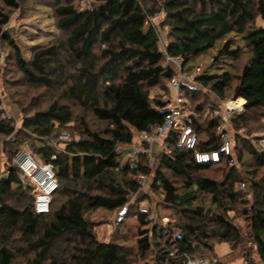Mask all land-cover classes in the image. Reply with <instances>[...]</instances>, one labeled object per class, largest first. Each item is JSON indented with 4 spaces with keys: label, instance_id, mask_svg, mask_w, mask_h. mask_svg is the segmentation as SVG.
<instances>
[{
    "label": "trees",
    "instance_id": "1",
    "mask_svg": "<svg viewBox=\"0 0 264 264\" xmlns=\"http://www.w3.org/2000/svg\"><path fill=\"white\" fill-rule=\"evenodd\" d=\"M58 1L56 25L66 33L65 40L36 50L28 62L15 51L16 66L26 82L60 90L66 101H53L46 109L24 117L15 135L17 139L21 133L34 138L37 148L32 155L51 161L58 188L49 212L36 214L31 192L18 182L13 158L19 149L9 148L0 180V264H14L17 253L23 264H133L132 251L114 241L99 242L85 218L95 210L116 213L128 205L129 196L140 190L137 178L151 173L146 153L121 163L117 146H131L139 133L162 122L167 104L150 98L149 89L165 80L170 84L175 76L171 67L161 63L164 56L181 60L184 67L192 58L215 50V65L239 60L244 47L251 56L238 75L226 71L195 78L220 100L230 95L232 100L244 101L243 113L230 117V127L236 132L231 154L216 164H198L192 151L177 145L178 132L168 133L161 141L165 148L155 186L163 203L178 212L180 231L173 237L166 228L153 225L148 229V215L135 212V255L144 258L150 254L151 261L144 264H187V256L217 259L212 256L215 244L225 242L233 250L242 242L241 232L232 222L240 213L264 264V149L259 139L252 145L237 135L254 120L253 112L264 108V25L255 24L257 18L264 22V0H160L169 27L165 54L159 50L155 28L148 23L156 11L140 0H91L83 9L76 8L74 0ZM1 6L14 9L17 1L0 0ZM7 23L8 16L0 11V39L13 46L2 31ZM186 86L181 84V89ZM74 108L106 123L104 131L90 130L84 116H79L82 135L60 140L65 132L61 130L70 128L74 120ZM202 109L196 105V112L201 114ZM218 111H212L203 123L195 115L188 116L198 138L197 150L210 151L219 145L216 129L221 120L213 116ZM15 132L13 125L0 119V138ZM235 150L237 161L246 151L254 167L243 178L233 167ZM161 170L180 178L182 186L176 187ZM210 170L220 172L221 180L204 175ZM260 170L263 175L256 178ZM202 196L211 199L213 209L195 206ZM130 209L128 205L126 217Z\"/></svg>",
    "mask_w": 264,
    "mask_h": 264
},
{
    "label": "rangeland",
    "instance_id": "2",
    "mask_svg": "<svg viewBox=\"0 0 264 264\" xmlns=\"http://www.w3.org/2000/svg\"><path fill=\"white\" fill-rule=\"evenodd\" d=\"M17 7L14 9L1 6L0 11L8 16V23L2 27V31L10 37L13 46L6 43L5 39H0V119H5L8 123L13 125L16 132L11 137L0 138V172L5 175V160L9 148L13 150L19 149V152L32 154L33 148H37V142L33 137L28 135H19L17 139L15 136L21 128L22 120L24 117L31 116L34 112L46 109L53 101L66 103L60 90L47 89L42 86L31 85L26 82L25 78L19 72L16 61L15 51H18L26 62L30 61L33 53L45 46L53 44L58 41H64L66 33L61 32L56 25L57 18L55 16L54 8L58 0H16ZM87 1L91 0H74L73 5L78 9H83L88 5ZM141 3L150 9L156 11L152 19H148V23L152 25L158 36V46L161 53L164 54L165 47L169 41L168 32L169 27L165 21L163 4L160 0H140ZM63 2L64 0H59ZM256 25H264V22L259 18L256 19ZM240 46L244 47V43L237 41ZM244 52L241 58L235 62L231 60H223L221 63L213 64V56L215 50L207 52L206 54L192 58L189 63L182 67V62L164 56L161 63L169 66L174 70L175 77L181 73L193 77L185 89H181V99L187 111L195 115L198 122H205L206 118L204 113L219 109L222 112V105L228 101L237 102L238 99L232 100L230 95L227 98L220 100L208 87H203L200 83L196 82L195 78L202 73L214 74L230 72L232 75H238L240 68L246 64L251 56L248 47H244ZM229 93V92H228ZM177 93L171 89L169 81L165 80L157 87L149 89L150 98H159L166 102L171 103V100L176 97ZM238 102H241L238 100ZM244 102H242V105ZM196 105L203 106L201 114L196 112ZM75 117L71 123L70 128L62 129L68 135L69 139H76L82 135V127L79 123V116H84V120L90 130L96 132L104 131L106 123L95 119L90 112H82L74 108ZM243 111L236 112L235 114H242ZM254 114V120L249 121L246 129H241L237 135L241 138L247 139L252 144L255 139H260L264 135V108L258 109ZM229 133L233 139L236 132L231 127L228 128ZM200 139L204 135L199 134ZM23 138H26L23 140ZM23 140L21 142L20 140ZM17 140V141H16ZM259 141V140H258ZM237 143V142H236ZM235 143V145H236ZM138 146L139 143L134 140L133 143ZM260 145V143H258ZM253 145V144H252ZM61 148V145L56 144ZM261 146V145H260ZM148 148V147H147ZM150 159H148V167L151 173L148 176H139L137 178L140 184V190L137 195L129 196L128 205L131 206V213L126 217L125 221L117 226L113 225L115 216L114 211H106L103 209L95 210L86 215V220L93 226L94 233L99 242L114 241L123 245L134 253L133 264H144L151 261V255H146L144 258L136 256V239L138 223L136 222L135 212L141 211L148 215L149 224L148 229L153 225L161 228H166L167 232L177 235L180 229L178 225L181 223L178 212L166 205L162 201L160 189L155 186L156 183V170L159 168V158L165 145L161 141L153 146H149ZM120 153L121 163H124L130 156V145H118L116 148ZM32 151V152H31ZM242 158L237 161V150L233 153V167L243 178L245 175L254 169L252 166L251 158L245 151L242 152ZM12 156V155H11ZM143 162V160H142ZM145 162V161H144ZM143 162V163H144ZM9 165H12L11 159ZM163 174L172 181L176 187L182 186L180 178H174L170 172L165 170ZM220 172L214 171L205 172L204 175L216 181H220ZM249 174H247L248 176ZM263 172L257 174L256 178L261 177ZM250 196H247V199ZM195 206H201L205 209H213L211 199L203 197L202 200L195 203ZM232 222L239 228L243 237L242 242L233 250L230 249L228 243L220 242L214 246V254L219 264H262L257 256L256 248L253 242L248 238V226L246 220L240 213L233 216ZM15 250V249H14ZM15 252H17L15 250ZM136 256V257H135ZM208 257H211L210 255ZM24 259L19 253L14 258V264H23Z\"/></svg>",
    "mask_w": 264,
    "mask_h": 264
},
{
    "label": "built area",
    "instance_id": "3",
    "mask_svg": "<svg viewBox=\"0 0 264 264\" xmlns=\"http://www.w3.org/2000/svg\"><path fill=\"white\" fill-rule=\"evenodd\" d=\"M153 17V16H152ZM149 17L148 19H152ZM165 54V50H164ZM181 63V60L175 59ZM193 77L181 73L174 76L170 81V87L176 91L177 95L162 110L165 113L160 124L155 125L149 132H141L136 136L138 146L131 145L130 159L134 160L139 152L147 154L150 159V148L152 143H157L165 139L169 132L177 131V145L182 149L192 151L194 161L198 164H216L222 156H229L232 152L233 137L229 133L230 117L236 112L243 111V105L233 107L228 102L222 105V112H214L213 116L220 117L221 123L216 129V135L219 137V145L216 149L210 151H200L196 149L197 135L189 125L188 116L190 113L183 105L181 99V84L189 83ZM235 102V101H233ZM212 115L209 111L204 113V117ZM60 140L67 141L68 135L65 132L60 134ZM261 147L264 149V135L259 139ZM141 145L148 147L143 148ZM53 157H51L52 159ZM13 162L18 168V182L23 190L30 191L33 196V210L36 214H47L50 210L53 194L58 188L55 178V170L51 161L37 160L32 154L18 152L13 158ZM0 172V180L4 177ZM244 186L242 185V188ZM128 213V205L119 208L114 216L113 225L122 223ZM187 264H217V259L209 260L206 258L198 259L186 257Z\"/></svg>",
    "mask_w": 264,
    "mask_h": 264
},
{
    "label": "bare ground",
    "instance_id": "4",
    "mask_svg": "<svg viewBox=\"0 0 264 264\" xmlns=\"http://www.w3.org/2000/svg\"><path fill=\"white\" fill-rule=\"evenodd\" d=\"M228 104H229L230 106H233V107H237V106H240V105H241V103L238 102V100H237V102L229 101Z\"/></svg>",
    "mask_w": 264,
    "mask_h": 264
},
{
    "label": "crops",
    "instance_id": "5",
    "mask_svg": "<svg viewBox=\"0 0 264 264\" xmlns=\"http://www.w3.org/2000/svg\"><path fill=\"white\" fill-rule=\"evenodd\" d=\"M238 100H240L241 102V104H242V102H244L243 100H241V99H238ZM154 144H157V143H152L151 145L153 146Z\"/></svg>",
    "mask_w": 264,
    "mask_h": 264
}]
</instances>
